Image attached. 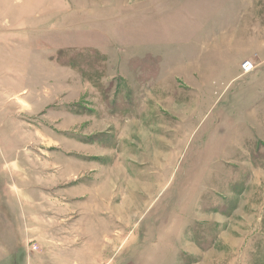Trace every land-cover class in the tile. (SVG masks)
Listing matches in <instances>:
<instances>
[{"label":"rangeland","instance_id":"1","mask_svg":"<svg viewBox=\"0 0 264 264\" xmlns=\"http://www.w3.org/2000/svg\"><path fill=\"white\" fill-rule=\"evenodd\" d=\"M8 2L0 264H264V0Z\"/></svg>","mask_w":264,"mask_h":264},{"label":"crops","instance_id":"2","mask_svg":"<svg viewBox=\"0 0 264 264\" xmlns=\"http://www.w3.org/2000/svg\"><path fill=\"white\" fill-rule=\"evenodd\" d=\"M55 2L56 1H53V3ZM9 4L11 3H9L8 0H0V5H3L4 7L8 8ZM51 4L52 3L50 2L47 5ZM20 10L21 8L17 10V13H19L17 17H15V15L17 14L16 13L14 14V18L5 19V21L8 20L10 24L7 23L0 25V29H2L0 31V54H5L9 51L10 53L21 54V13L18 12ZM11 22L15 25L9 27L12 25ZM15 38L16 42H12V44L16 45L17 47H10L12 45L11 39L15 40ZM0 69V71L3 72L4 76L6 74V70H10L11 66H9L7 63L6 66H3ZM19 121L21 123V120ZM14 133L17 135V142H15V144L11 143V145L6 143L4 147L1 145V148H3L4 151L2 157L4 158L5 163H14L16 161L18 165H21V125H19L17 128H14ZM17 183L20 185L19 189L21 191V181L19 180ZM19 196L21 197V193H19ZM30 254L27 255V264H55L57 262V258L53 257L52 255H47L43 252H37L36 254H34V257L33 254ZM10 264H18V261L12 260ZM19 264H21V262Z\"/></svg>","mask_w":264,"mask_h":264},{"label":"built area","instance_id":"3","mask_svg":"<svg viewBox=\"0 0 264 264\" xmlns=\"http://www.w3.org/2000/svg\"><path fill=\"white\" fill-rule=\"evenodd\" d=\"M253 65V63H252V61L251 60H245L242 64H241V66H242V68L244 69V71H246V72H248V71H250L251 69H252V66ZM32 248H33V250H35V249H37V246H32Z\"/></svg>","mask_w":264,"mask_h":264}]
</instances>
